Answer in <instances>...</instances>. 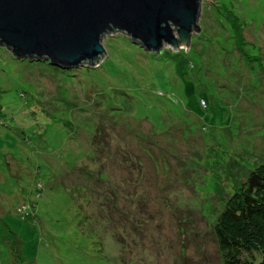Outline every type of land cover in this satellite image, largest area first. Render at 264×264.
Returning a JSON list of instances; mask_svg holds the SVG:
<instances>
[{"label": "rangeland", "instance_id": "374dc122", "mask_svg": "<svg viewBox=\"0 0 264 264\" xmlns=\"http://www.w3.org/2000/svg\"><path fill=\"white\" fill-rule=\"evenodd\" d=\"M197 19L156 69L117 32L78 75L0 44V264H222L216 218L264 163V0Z\"/></svg>", "mask_w": 264, "mask_h": 264}, {"label": "water", "instance_id": "95a60500", "mask_svg": "<svg viewBox=\"0 0 264 264\" xmlns=\"http://www.w3.org/2000/svg\"><path fill=\"white\" fill-rule=\"evenodd\" d=\"M199 11L200 0H0V44L69 70L95 62L113 32L147 53L188 43Z\"/></svg>", "mask_w": 264, "mask_h": 264}, {"label": "trees", "instance_id": "16d2710c", "mask_svg": "<svg viewBox=\"0 0 264 264\" xmlns=\"http://www.w3.org/2000/svg\"><path fill=\"white\" fill-rule=\"evenodd\" d=\"M158 53H149L155 69L157 63H165L171 56L163 57ZM160 57L165 60H159ZM102 65L95 67L94 64H87L69 70L78 75L83 69L92 71ZM138 71L137 76H140L142 71ZM137 134L140 140L148 142L141 134ZM246 176L226 199L215 221L214 235L222 264H264V163L247 172ZM17 211L23 215L25 209L18 208Z\"/></svg>", "mask_w": 264, "mask_h": 264}]
</instances>
